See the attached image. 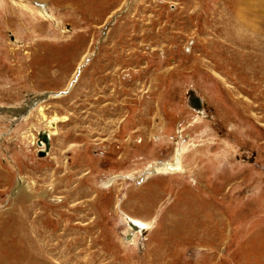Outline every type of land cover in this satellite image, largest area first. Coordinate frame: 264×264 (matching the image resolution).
<instances>
[{"label":"rangeland","instance_id":"374dc122","mask_svg":"<svg viewBox=\"0 0 264 264\" xmlns=\"http://www.w3.org/2000/svg\"><path fill=\"white\" fill-rule=\"evenodd\" d=\"M0 114V264H264V0H0Z\"/></svg>","mask_w":264,"mask_h":264},{"label":"bare ground","instance_id":"6f19581e","mask_svg":"<svg viewBox=\"0 0 264 264\" xmlns=\"http://www.w3.org/2000/svg\"><path fill=\"white\" fill-rule=\"evenodd\" d=\"M36 2H38V1H36ZM21 5V8H23V9H26V10H29L30 8L27 6V5H25V4H23V3H21L20 4ZM31 12H33V10H30ZM36 12L39 14V15H41L44 19H48V20H50L49 19V16H45V13H43L40 9H38V8H36ZM114 13V12H113ZM115 14V13H114ZM51 18V17H50ZM89 56V55H88ZM85 58H86V56L85 57H83V59H82V62L85 60ZM81 62V63H82ZM81 63H79L78 65H80ZM78 65L76 66V69H77V67H78ZM75 71V73H76V70H74ZM84 72V71H83ZM74 73V74H75ZM80 81V80H79ZM79 83V82H78ZM77 83V84H78ZM45 105L46 104H42V105H40V106H38V107H36L31 113H30V115H29V117L33 114V113H35V111H40L43 107H45ZM200 111H202V110H200ZM202 113V112H201ZM1 114H4L5 116H7V118L6 119H10V116H13L15 113L14 112H5V113H1ZM0 114V115H1ZM2 116V115H1ZM4 117V116H3ZM9 117V118H8ZM41 134H45V135H47L46 133H42L41 131L39 132V139H38V144L37 145H39V144H41V143H43L44 144V148H45V146H47V144L49 143V137H48V141L47 142H44V140L41 138ZM51 134V133H50ZM49 134V135H50ZM48 136V135H47ZM35 143H36V141H35ZM41 146V145H40ZM181 167V164H180V160H179V158H178V156H177V158H175V160L173 161V162H170V163H164V164H161L160 166H154L153 167V172H161V171H174V170H178L179 168ZM152 179L150 178V181H151ZM112 182V181H111ZM116 183V182H115ZM202 212V211H201ZM203 213V212H202ZM221 215V214H220ZM126 218H128V219H126V220H130V221H132L133 223H134V225L136 226V228L134 229V227L133 226H129V229L127 230L128 232H131L132 231V229L133 230H135V231H138V230H141V232H144V231H151L152 230V225H150L148 222H145V221H143V220H139V219H137V218H135V217H132V216H126ZM196 219H204L203 220V222L207 225V227H209V225L211 224L212 226L214 225V226H216V221H217V215H212L211 216V214L209 215V216H206V214H200ZM220 221V220H219ZM219 223V222H218ZM221 223V222H220ZM223 223V222H222ZM205 225V226H206ZM222 225V224H221ZM224 225V224H223ZM204 226V227H205ZM213 226V227H214ZM137 227H138V229H137ZM199 227V226H198ZM213 227H211L212 229H213ZM222 227V226H221ZM216 228V227H215ZM226 229V228H225ZM222 231V230H221Z\"/></svg>","mask_w":264,"mask_h":264},{"label":"water","instance_id":"95a60500","mask_svg":"<svg viewBox=\"0 0 264 264\" xmlns=\"http://www.w3.org/2000/svg\"><path fill=\"white\" fill-rule=\"evenodd\" d=\"M49 93H50V92H46V93H44V94H42V95H38V96L32 98L31 100H29V101L26 103L25 106H23V107H19V108H17V110H20V111L22 110V113H21V114H26L30 109H32V107H33L37 102H40V101H42V100L47 99L48 96H49ZM52 94H53V93H52ZM54 94H55V93H54ZM11 109H12V108H11ZM41 138L44 140V142H47V141H48V136L45 135V134H44V135L41 134ZM40 152H42V154H43V151H40ZM40 154H41V153H40ZM126 222H127V225H129L130 227L133 226L134 229L136 228V226L134 225V223H133L132 221L127 220Z\"/></svg>","mask_w":264,"mask_h":264},{"label":"crops","instance_id":"0c3cea01","mask_svg":"<svg viewBox=\"0 0 264 264\" xmlns=\"http://www.w3.org/2000/svg\"><path fill=\"white\" fill-rule=\"evenodd\" d=\"M36 1H39V0H36ZM203 220H204V219H201L200 222H201V223H204ZM201 226H203V225H199V228H200ZM203 228H204V231H205L206 229H208V228H206V227H203Z\"/></svg>","mask_w":264,"mask_h":264}]
</instances>
